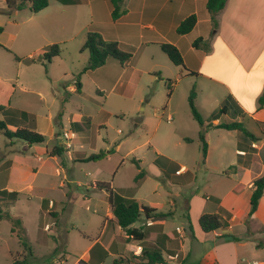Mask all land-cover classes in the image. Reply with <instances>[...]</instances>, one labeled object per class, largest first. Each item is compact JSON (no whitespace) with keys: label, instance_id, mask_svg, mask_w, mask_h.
<instances>
[{"label":"rangeland","instance_id":"obj_1","mask_svg":"<svg viewBox=\"0 0 264 264\" xmlns=\"http://www.w3.org/2000/svg\"><path fill=\"white\" fill-rule=\"evenodd\" d=\"M4 5L5 2L0 1V7ZM27 15H32L29 9L17 14L22 29L40 20L36 17L33 21L23 22L25 19L22 18ZM111 15L109 10L106 14L100 12V25L92 30L101 36H109V39L102 36L107 41H117L118 31L110 24ZM80 16L75 18V32L82 26ZM3 19L7 18L0 14V22ZM18 28L8 24L6 33H0L3 43L0 44V86L5 82L19 85L13 104L25 113H32L28 115L32 126L36 115L44 117V131L48 135L46 142L29 145L16 138L10 144L9 139L0 134V188L8 180L9 186L17 190L26 186L30 188L29 191L22 188L23 193L16 201L8 199L6 192L0 195L5 197L0 203V264H90L81 255L91 241L101 238L105 219L103 211L109 203V194L106 189H98V183H108L114 190L127 195L131 194L129 190L138 188L136 196L143 204L152 199L163 201L171 195L179 203L184 197L206 200L209 191L201 186L209 178H199L184 190L167 179L170 174L173 179L177 178L175 170L180 165L192 170L207 163L227 170L231 156L221 150H230L233 141L229 136L211 139L208 162L203 157L198 137L201 125L190 111L187 83L183 81L177 87L171 85L172 81L177 82V72H181L182 67L175 65L160 47L151 44L127 67L126 63L122 65L116 58L109 57L98 69L81 73L89 58L88 50H83V38L78 36L73 41L59 44L60 55L47 60L43 55L49 48L46 39L26 41L19 35L10 37V32ZM119 48L129 51L131 47L119 43ZM39 49L42 50L39 52ZM135 65L141 70H136ZM144 69L150 71L143 72ZM78 81L81 83L80 93L66 90L65 87L70 85L77 89ZM170 96L174 112L169 122L167 106ZM10 111L8 116L19 113L13 109ZM203 112L206 113L207 109ZM76 122H81L85 129L75 126ZM8 127L15 128L10 123ZM66 130L75 132L71 150L80 151L78 159H72L69 155L72 151L69 152L66 146L62 155H49L57 144L56 134L66 142L63 135ZM186 137L192 141H187ZM101 151L109 157L89 160ZM142 171L144 176L136 180ZM254 172H257V165ZM240 174V178L246 175ZM221 180L228 186L238 181L235 176L224 179L215 173L208 183H223ZM220 188L214 195L227 189L226 186ZM44 198L56 202L59 211L57 225L48 212L40 209ZM135 223L136 226L140 224ZM258 223L256 218L253 226L258 227ZM46 225L47 229L52 226L47 232L48 238L52 240L51 236L56 235L57 243L55 240L41 241L38 231ZM146 244L149 248L156 247L154 243ZM196 257L194 253L189 263ZM113 258L108 257L106 264H111Z\"/></svg>","mask_w":264,"mask_h":264},{"label":"crops","instance_id":"obj_2","mask_svg":"<svg viewBox=\"0 0 264 264\" xmlns=\"http://www.w3.org/2000/svg\"><path fill=\"white\" fill-rule=\"evenodd\" d=\"M0 1L5 2V0ZM207 2L208 0H125L123 6L127 12L116 21L112 19L110 24L114 26L116 32L118 31L117 42L134 49L132 58L126 63V67L129 66L131 60L133 62L137 59L140 51L143 53L151 44L160 48L162 43L174 44L183 56L185 68L177 72L176 83L171 78L168 79L172 81L173 87H177L183 81L186 82V90L189 93L192 88H195L197 93L195 104L205 118L220 108L226 98L232 97L241 109V114L238 113L236 118L231 113L222 115L211 122V127L201 126L198 130V137L199 133L205 130L207 153L204 158L207 162L212 151L211 139L227 136L231 138L233 143L229 145L230 150L226 148L225 151L221 150L227 154L230 153V166L224 170L218 165L206 163L191 170L186 165H180L179 169L175 170L176 179L172 178L173 174L169 175L167 180L183 188L181 190L196 183L199 178H209L204 181L206 184L201 186L209 191L206 200L200 197L202 201L199 197H193L191 200L184 197L179 203L175 196L171 195L163 201L152 199L147 202L148 204H143L136 196L138 190L136 188L133 197L140 204L154 208L157 212L170 213L166 219L161 221H154L141 215L138 220L139 226H136V223L132 226L143 229L145 233L143 241L128 238L125 230L117 224L109 201L103 211L105 219L101 238L91 241L81 255V258H86L90 264H106L110 256L114 257L113 260L123 257L140 262L142 250L147 247L146 242L154 243L161 249L164 257L163 264H264V237H259V235H264V194L257 211L247 222L253 183L255 179L264 174V106L259 105V98L264 92V0H227L224 9L216 15L218 21L216 28H213ZM23 10L15 11L12 15L0 13L7 18L0 22L2 25L0 27L4 30L0 33H6L8 24H13L19 28L16 31L12 30L10 37L19 35L26 41L45 38L47 45H51L64 44L75 40L78 36L83 38L85 43L88 33L100 25L99 13L106 14L108 10L112 12V7L109 0H49V6L46 9L38 13L30 11L32 15L22 18L25 19L23 22L33 21L36 17L40 19L38 22L29 23L30 25L22 29L20 21L17 20V14ZM193 14L197 16L195 27L187 34H178L177 28L180 23ZM79 16L81 17L79 19L83 20L80 21L82 26L80 30H77L78 32H75V18ZM1 36L0 44H3ZM102 36L109 39L107 38L109 36L103 34ZM199 38L206 41L205 46L195 47L193 45L194 41ZM135 67L136 70H141L138 66L135 65ZM142 71L149 72L150 70ZM18 88V84L14 85L10 82H5V85L0 86V106L20 113H16L17 115L11 113L9 116L12 118L20 117L21 113L25 112L12 102ZM65 88L70 92H81L73 85ZM171 99L172 96L167 106L169 122L172 121L174 112L170 105ZM205 108L206 113L203 112ZM26 113L32 115V113ZM0 116L4 119L7 117V112H0ZM233 121L242 122L245 128L259 140L251 144L240 130H229L217 126L221 122ZM43 122L44 117L36 115L34 127L37 132L47 138L48 134L46 130L44 131ZM209 123L207 121L205 124ZM74 125L81 127L82 130L85 129L81 122H76ZM50 131H53V128ZM57 136L56 143H62L59 134H56ZM185 139L191 138L186 137ZM9 141L10 144L14 143L13 139ZM62 147L65 149L64 146ZM72 147L74 148L73 144ZM71 148L67 150L70 152ZM49 155L54 157L50 153ZM69 155L73 160L78 159L80 151L73 150ZM38 160L43 161V158L38 157ZM9 165L11 166V163ZM256 165L257 172L253 173ZM232 167L235 169L229 170ZM215 173L220 174L224 179L235 176L238 181L232 186L223 185L224 180H221L223 183L217 182L211 185L208 181ZM240 173L246 174L244 178H240L242 176ZM9 183V180L6 181L0 188V190L7 191L8 199L16 201L18 195L23 193L22 188L30 190L28 186L17 190L10 187ZM223 186L227 189L220 191L219 195H214L218 193V187ZM96 187L99 189L98 184ZM12 192L16 194L15 199L10 194ZM40 209L42 212H48L55 219L54 225H57L59 211L56 209V202L44 198ZM98 211L94 210V212ZM205 213L222 215L225 225L219 230L204 232L199 220ZM256 218L259 219L258 227L253 226ZM51 229L52 226L47 229V225L46 228L39 229L38 235L42 237V242L48 243L54 240L58 242L56 235L51 236L52 240L48 238L47 232ZM260 231L262 234L259 233ZM194 253L197 257L189 263Z\"/></svg>","mask_w":264,"mask_h":264},{"label":"trees","instance_id":"obj_3","mask_svg":"<svg viewBox=\"0 0 264 264\" xmlns=\"http://www.w3.org/2000/svg\"><path fill=\"white\" fill-rule=\"evenodd\" d=\"M125 0H109L112 7V18L114 21L123 16L127 10L123 6ZM227 0H208L207 8L212 16L213 28H216L218 25V21L216 19V15L224 9L226 6ZM49 6V0H5V5L0 7V13H4L7 15H12L15 11L29 9L32 13H38ZM197 23V16L195 14L188 16L185 18L177 28V33L180 35L189 33ZM2 27H0V32L2 31ZM206 41L202 38H199L194 41L195 47L205 46ZM47 51L43 53L45 59L50 60L52 57L60 55L61 49L58 43L51 44L48 46ZM161 49L167 54L169 59L177 66L185 68L183 56L180 50L172 43H162ZM83 50H88L89 59L87 65L82 69L81 73H85L88 70H94L106 63L109 57L116 58L121 62V64L128 63L133 55V48H130L129 51H122L119 48V43L117 41H107L105 40L100 33L95 31H90L87 35V39L84 43ZM77 90H81V83L77 82ZM196 90L192 88L189 96L188 103L190 111L194 117V119L202 126V127H211V122L215 119H219L222 115L231 113L234 118L237 117L238 113L241 114V109L236 105V102L232 99V97L226 98L221 107L213 111L207 118H205L197 109L195 104L196 98ZM260 107L264 106V92L259 98ZM10 108H6L5 106H0V112H11ZM209 121V124H205ZM13 125L15 128L11 129L8 127V124ZM220 128H225L229 130L238 129L240 130L249 140L250 143H254L259 139L252 134L249 130H247L244 124L240 121H233L230 123L221 122L217 125ZM0 134H4L9 140L14 138L21 139L29 144H42L46 141L45 135L37 132L35 130L34 124L33 126L28 122V114L22 112L20 117H10L7 115L4 119L0 118ZM199 138L202 143V155L206 156L207 153V141L205 139V130H202L199 133ZM187 141H191V139H186ZM65 151V149L56 144L50 151V154L53 156H60ZM107 153L101 151L97 155H93L89 158V160H102L107 157ZM157 162L159 160L157 159ZM177 170V169H176ZM167 172V170H166ZM144 176V172H140L137 179ZM98 187L101 189H106L109 194V201L112 208V213L116 218L117 224L122 227L128 238L133 240L143 241L145 239V233L141 227H133L132 225L137 222L141 215H145L147 218L152 219L154 221H161L166 219L170 213L165 212H157L156 209L151 208L146 205L140 204L133 196L135 189L129 190L131 191L130 195H127L125 192H119L112 188V186L108 183H98ZM7 191L0 190L1 193ZM13 195V199H15V192L10 193ZM264 194V174L259 178L255 179L253 183V192L250 198V210L247 217V222L253 216V214L257 211L259 207L260 200ZM4 200L3 197H0V203ZM8 218L10 215L7 216ZM199 224L201 229L204 232H212L215 230L221 229L225 222L223 220L222 215L218 213H205L200 217ZM141 261L135 262L133 260L125 259L123 257L115 258L112 264H163L164 257L161 249L158 247L149 248L145 247L142 250ZM19 264H24V262H20Z\"/></svg>","mask_w":264,"mask_h":264},{"label":"built area","instance_id":"obj_4","mask_svg":"<svg viewBox=\"0 0 264 264\" xmlns=\"http://www.w3.org/2000/svg\"><path fill=\"white\" fill-rule=\"evenodd\" d=\"M63 135H64V138H65L66 142H62L60 145L66 146L67 148H71V146H72L71 141L75 137V133L74 132L65 131ZM253 264H258V263H253Z\"/></svg>","mask_w":264,"mask_h":264}]
</instances>
